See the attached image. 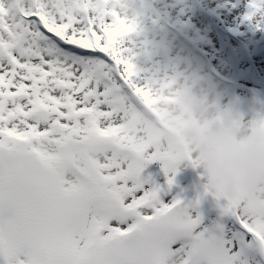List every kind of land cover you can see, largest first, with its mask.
Here are the masks:
<instances>
[{"label":"snow or ice","instance_id":"1","mask_svg":"<svg viewBox=\"0 0 264 264\" xmlns=\"http://www.w3.org/2000/svg\"><path fill=\"white\" fill-rule=\"evenodd\" d=\"M117 3L0 0V264L264 256V202L207 191L187 204L163 199L179 161L126 135L121 100L132 65L122 56L131 29L121 28ZM249 9L245 20L264 26V0ZM154 161L163 162L166 187L143 175ZM208 194L220 217L211 227L199 212Z\"/></svg>","mask_w":264,"mask_h":264},{"label":"clouds","instance_id":"2","mask_svg":"<svg viewBox=\"0 0 264 264\" xmlns=\"http://www.w3.org/2000/svg\"><path fill=\"white\" fill-rule=\"evenodd\" d=\"M148 15L152 39L143 71L160 103L153 109L154 118L145 114L146 127L165 154L188 162L204 191L222 199L264 202V114L247 118L226 103L222 80L213 75L216 70L191 51L174 49L178 37L162 33L158 19ZM165 264L183 262L172 252Z\"/></svg>","mask_w":264,"mask_h":264},{"label":"rangeland","instance_id":"3","mask_svg":"<svg viewBox=\"0 0 264 264\" xmlns=\"http://www.w3.org/2000/svg\"><path fill=\"white\" fill-rule=\"evenodd\" d=\"M119 1V0H118ZM125 4L133 8L137 17L140 19L148 20V26L151 23L148 13L151 12L152 16L158 19V25L162 33L166 34L169 38L174 32V28L168 26L166 21H163L164 18H169L170 21H173L174 17H177L175 22H178V18H182L190 23H194L195 26L200 27L199 34L203 32L202 27H207V24L213 23V19L218 21L216 29L219 28L222 31H226L230 36L229 40L224 44L223 51L227 54L232 55V60L235 64V71L232 74L221 73L219 69L220 65H217L216 58L213 53V49H209L206 44L200 49L196 44H193L191 41L186 40L185 38H178L176 41H173L174 49H179V45L191 51L196 55L200 61H202L207 67L206 59L214 67H217L216 72L213 73L216 79H221L218 74L222 76V79L225 83H228L232 86V89L228 95L224 96L225 102L232 103L236 108H238L247 118H251L253 115L259 113L264 114V26L262 27L260 33L261 37L258 40V43L254 46L252 43H249V30L248 33L243 31H235L233 29V24L225 16L232 14V9L236 8L242 0H229L227 6H229L228 13L225 11V7L222 4L223 0H123ZM173 1L174 5H171L169 2ZM185 4L186 7L182 9L181 13L171 14V7H182ZM223 5V6H222ZM236 6V7H235ZM224 8V9H223ZM133 12V13H134ZM219 12V13H218ZM253 23V22H252ZM174 26H179L177 23ZM197 26V27H198ZM242 30V29H241ZM183 31V29H182ZM251 32V31H250ZM259 31H257V34ZM149 33V32H148ZM205 33V34H203ZM204 39L208 38V31L203 32ZM256 34V35H257ZM176 35V34H175ZM178 37V35H176ZM202 37V36H201ZM203 38V37H202ZM139 39V57L130 58L129 62L132 65L130 68V79L128 82L131 83L134 87L142 90V93H139L134 87H131L130 90H123L122 100H121V109L122 111L128 107L132 108L134 111L137 109L138 114L144 118V112L142 106V101L150 106L153 110L154 107L160 103L158 97H156L148 81L144 76V67L147 66L148 61L146 59L147 51L150 47V41L152 39L150 33L147 38L139 37L134 34H127L125 36V42L128 47H136L135 40ZM156 39H159L157 37ZM210 39V36L209 38ZM201 43H204L202 39L199 38ZM209 43V42H208ZM254 46V47H253ZM175 55L173 51L169 57H166V60H170ZM209 68V67H208ZM235 83V84H233ZM135 93V94H134ZM142 95V97H141ZM153 112V111H152ZM148 113V112H145ZM153 118L155 113H152ZM145 120H148V117L145 116ZM146 120V122H147ZM134 126L128 124L124 127L126 135L134 142L144 145L146 148L159 151L162 154H165L159 144L153 138L150 130L148 132L138 131ZM179 161L178 170L174 176V184L170 189H167V194L163 196L165 202L171 200L174 197H180L184 203H189L194 201L198 194L204 192L200 179L195 173V171L188 166V162L182 159L179 156H173ZM143 175L145 177H151L152 180L162 186L166 187V177L163 173V162L154 161L148 165L144 170ZM223 202V201H221ZM192 215H195L196 212L191 210ZM199 212L203 215V225L211 227L214 221L220 219L219 210L216 206V200L211 194L204 196L201 204L199 206ZM221 222L225 223L228 228H233V222L228 218H223ZM171 254V253H170ZM167 256L165 257L163 264H165ZM248 264H264V256H261L258 251H249L247 255Z\"/></svg>","mask_w":264,"mask_h":264},{"label":"bare ground","instance_id":"4","mask_svg":"<svg viewBox=\"0 0 264 264\" xmlns=\"http://www.w3.org/2000/svg\"><path fill=\"white\" fill-rule=\"evenodd\" d=\"M229 0H223V5L226 8L225 11L228 13V9L229 6H227V2ZM171 5H174L173 1L169 2ZM249 4H250V0H242V2L237 5V9L234 8L232 9V14L225 16L228 20H230L233 24V29L235 31H243L245 33H248L249 30V43H252L254 46L258 43L259 38L261 37V29L263 26L261 27H257L256 22L253 21H248L245 20V16L248 14V12L250 11L249 9ZM222 5V6H223ZM186 5L183 4L182 7H176L173 8L171 7L170 12L171 14H178L181 13L182 9L185 8ZM236 7V6H235ZM224 9V8H223ZM116 10L118 11L119 15L124 19V23L121 25L122 29H131L130 32H128L129 34H134L137 35L139 37H143V38H147L148 36V32H149V27H148V20L146 19H140L139 17H137L136 13L133 11L134 9L131 8L130 6H128L127 4L124 3L123 0H119L117 5H116ZM134 12V13H133ZM219 13V12H218ZM174 19H177V17H174ZM172 19L173 21H170V25H174L175 21ZM178 22L177 24L181 27H177L180 28L182 31V35L181 37L185 38L184 33L187 34L188 37H191L192 40L195 41V44L202 49L204 47V44L207 45V47L209 46V49H213V53L214 56L216 58V62L217 65H220V69L219 72L221 73H228V74H232L235 71L234 70V62L232 60V55L227 54L225 51H223L224 48V42L226 43L229 40V34L225 31H222L220 28L217 30L216 26L218 21L216 19H213V23L207 24V27H202L203 32L208 31L209 33L208 38L210 36V39L206 38V40L204 39V35L205 33H201V35L199 34L200 27L198 25L195 26L194 23H190L189 21H186L185 19H179L178 18ZM253 22V23H252ZM198 26V27H197ZM242 29V30H241ZM251 31V32H250ZM257 31H259V35L257 34ZM257 34V35H256ZM203 38H202V37ZM199 38L202 39V41L204 43H201L199 41ZM186 39V38H185ZM188 40V39H186ZM190 41V40H188ZM136 42V47H134V45L132 47H128L126 44L123 45L124 48V52H123V56L122 58L127 60L129 62L130 58L133 57H139L141 55V53H139V39L135 40ZM209 42V43H208ZM253 46V47H254ZM178 48H183L182 45ZM130 63V62H129ZM217 67H214V69H216ZM130 70V69H129ZM232 72V73H231ZM221 79H217V80H222L224 78H222V76L220 74H218ZM128 82H130L128 80ZM131 87H134L131 83L128 84V88L125 90H130ZM135 90H137L139 93H142V90H140L139 88L134 87ZM232 89V86L228 83H225L222 80V93L223 96L228 95L230 93ZM141 95V97H142ZM144 96V95H143ZM143 108L147 110V112H151L153 111L152 109H150V107H148V105L143 104ZM151 110V111H150ZM123 115L121 117V122L123 124V127H125L128 124L131 125H136L134 126L136 129H138V131H142L143 135L144 132H148L149 128L146 127V120L144 118H142V116L140 114L137 113V111H134L132 108L128 107L127 109L123 110Z\"/></svg>","mask_w":264,"mask_h":264}]
</instances>
